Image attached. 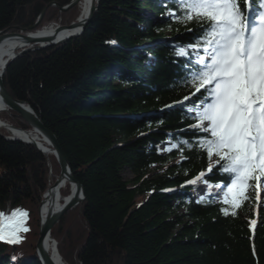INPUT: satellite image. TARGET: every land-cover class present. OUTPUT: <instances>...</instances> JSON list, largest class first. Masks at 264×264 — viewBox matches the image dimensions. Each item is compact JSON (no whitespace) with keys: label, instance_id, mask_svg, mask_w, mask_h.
I'll return each mask as SVG.
<instances>
[{"label":"trees","instance_id":"obj_1","mask_svg":"<svg viewBox=\"0 0 264 264\" xmlns=\"http://www.w3.org/2000/svg\"><path fill=\"white\" fill-rule=\"evenodd\" d=\"M51 1L71 0H0V31L25 30L43 10L38 27L77 16V5L63 12ZM175 10L172 0H100L80 35L19 53L5 65L4 86L56 135L82 185L83 201L51 229L66 264H264V199L257 200L256 182L233 217L231 206L212 196L198 203L185 183L207 172L206 152L184 144L159 149L167 140L196 144L206 135L192 129L194 117L165 108L195 91L174 84L195 59L175 49L194 43L199 27L177 22L169 15ZM1 113L30 128L15 111ZM47 160L35 145L0 134V212L27 211L30 229L19 244L0 241V264H41L38 205L60 172L50 157L51 174ZM217 168L205 178L226 186Z\"/></svg>","mask_w":264,"mask_h":264},{"label":"snow or ice","instance_id":"obj_2","mask_svg":"<svg viewBox=\"0 0 264 264\" xmlns=\"http://www.w3.org/2000/svg\"><path fill=\"white\" fill-rule=\"evenodd\" d=\"M172 2L176 10L169 15L185 25L194 22L199 31L194 43L175 49L176 56L194 55L195 59L185 65L190 71L174 84L195 91L165 108L178 107L182 115L194 117L197 123L191 125L192 129L206 135L196 144L170 143L162 151L171 152L184 144L206 152L212 161L207 172L201 171L185 183L203 184L206 195L214 198L212 190L220 189L221 184H212L205 177L218 166L217 171L227 182L223 203L231 206L235 217L249 199L252 181L256 182L257 200L264 199V0ZM204 199L201 196L197 202ZM220 211L229 215L228 208ZM28 215L19 208L8 215L0 212V241L21 243L20 234L30 230L25 226ZM250 226L255 228L256 220H251Z\"/></svg>","mask_w":264,"mask_h":264},{"label":"water","instance_id":"obj_3","mask_svg":"<svg viewBox=\"0 0 264 264\" xmlns=\"http://www.w3.org/2000/svg\"><path fill=\"white\" fill-rule=\"evenodd\" d=\"M79 0H71L66 5L60 6V4L56 1H51L48 3V6L54 5L59 7L60 11H67L70 8L74 7ZM99 1L96 0L95 3L92 4L88 13L82 18H75L69 24H61L56 23L55 31L53 35L45 36V37H36V32H31L36 29L38 25L41 23L44 15V10L41 12L35 23L28 26L25 30H19L14 32H6L0 31V42L6 40L8 38H15L18 41H21L22 48L20 51H15L11 55L7 56L4 60V64L2 65V70H0V99L4 104L7 105L11 110L20 114V116L29 124V126L33 129L38 130L45 139L49 142V144L53 147L55 151L57 162L60 166V172L57 175V178L54 181V186L57 184H61L62 181L68 180L70 183L74 184V193L69 200H67L58 211H55L49 214L44 222L40 224L38 238L35 243L36 254L41 264H58L55 262L52 257L47 253L44 248L43 241L44 238L50 234V229L52 226L61 218V216L71 208L77 206L84 199V193L82 189V185L78 182L72 175L68 160L57 140L56 135L44 126L40 118L37 116L32 107L24 101L18 100L14 98L7 88L4 86L3 81V72L5 69V65L9 59L16 56L19 53L26 52L29 50L45 48L48 46L57 45L62 43L70 38L76 37L81 34V32L88 25L94 14L96 13ZM64 29H67V32L60 36V32ZM4 110L3 108L0 111ZM41 150L44 152V147H41ZM56 243V240H54Z\"/></svg>","mask_w":264,"mask_h":264},{"label":"bare ground","instance_id":"obj_4","mask_svg":"<svg viewBox=\"0 0 264 264\" xmlns=\"http://www.w3.org/2000/svg\"><path fill=\"white\" fill-rule=\"evenodd\" d=\"M96 0H79L76 4L78 7V14L75 18H82L84 17L88 11L90 10L93 3ZM56 23L54 21L46 22L41 26L37 27L36 29L32 30L31 32H36L33 35L36 37L43 38L45 36L53 35L55 31ZM67 29H64L60 32V36L65 34ZM22 47L21 41H18L15 38H8L0 42V70H2V65L4 64V60L7 56L11 55L16 49ZM3 108V112H11V109L7 107L6 104L2 102L0 99V109ZM0 111V128L7 131L8 137L10 138H22L25 140H30L35 143H38L41 147H44V155L47 157V164L50 168L51 162L50 157H54L56 160V154L53 150V147L49 144V142L45 139V137L36 129L28 128L27 130H18V128L6 121L4 118L1 117ZM53 173L52 171L50 172ZM57 175L55 176V179ZM54 179V181H55ZM53 177L49 179V183L46 189L43 191L40 199V203L38 205V216L40 219V224L44 222L46 217L58 211L61 206L71 198L74 193V184L70 183L68 180H64L61 184H57L54 186ZM67 189L68 192L64 193L63 190ZM52 229V228H51ZM47 235L44 238L43 245L47 253L52 257V259L57 262L58 264H66L57 250V244L55 243V239L51 234Z\"/></svg>","mask_w":264,"mask_h":264},{"label":"rangeland","instance_id":"obj_5","mask_svg":"<svg viewBox=\"0 0 264 264\" xmlns=\"http://www.w3.org/2000/svg\"><path fill=\"white\" fill-rule=\"evenodd\" d=\"M51 6H52V5H51ZM45 12H46V11H44V15H45ZM44 15H43V18H44ZM38 17H39V16H38ZM55 20H56V18H53L51 21L56 22ZM1 132H2V133H5L4 129H0V133H1ZM169 146H170V143H169V142H168V143H165V144L163 143L162 145H160L159 149H160L161 152H164V151H162V149L165 148V147H169ZM210 161H211V160H210ZM211 162H212V161H211ZM49 171H51V168L49 169ZM123 175H124V177H126V178H131V177H132L131 172H130L129 170H127V169L124 170ZM224 189H225V188H224ZM224 189L222 188V193H220L221 195H220V194L217 195V198H218V199H220V198L223 199V192L225 191ZM75 207H76V206H75ZM73 208H74V207H73ZM71 209H72V208H71ZM71 209H70V210H71ZM70 210L66 211L65 213L69 212ZM65 213H64V214H65ZM64 214H63V215H64ZM38 220H39V224H40V219H38ZM39 227H40V225H39Z\"/></svg>","mask_w":264,"mask_h":264},{"label":"built area","instance_id":"obj_6","mask_svg":"<svg viewBox=\"0 0 264 264\" xmlns=\"http://www.w3.org/2000/svg\"><path fill=\"white\" fill-rule=\"evenodd\" d=\"M18 130H21V129H18Z\"/></svg>","mask_w":264,"mask_h":264}]
</instances>
